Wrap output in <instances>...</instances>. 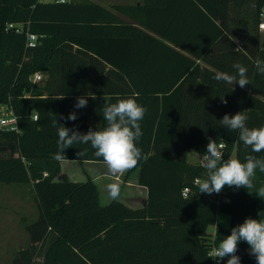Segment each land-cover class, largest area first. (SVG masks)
I'll return each instance as SVG.
<instances>
[{
  "label": "trees",
  "instance_id": "obj_1",
  "mask_svg": "<svg viewBox=\"0 0 264 264\" xmlns=\"http://www.w3.org/2000/svg\"><path fill=\"white\" fill-rule=\"evenodd\" d=\"M263 8L264 0L114 6L133 21L127 23L90 1L0 0V105L12 107L19 127L0 129V184L30 185L39 211L26 226L32 244L10 264H38L40 256L42 264H214L209 251L233 227L248 217L264 220V198L255 195L264 173L257 169L254 189L225 186L198 196L194 181L207 170L189 161L193 150L206 154L209 138L224 145L225 160L264 158L220 123L225 114L245 111L247 127L264 126V74L255 66L264 60ZM28 33L37 36L34 47ZM236 62L247 67L251 84L214 79L217 72L235 75ZM36 73L43 75L39 82ZM80 96L88 103L76 109ZM126 98L147 110L137 146L148 159L127 171L128 179L139 169V185L147 189L140 208L119 199L102 206L93 179L61 174L63 160L103 162L90 143L55 158L54 121L80 133L102 130L105 104ZM74 111L75 121L65 119ZM185 187L193 191L189 197ZM221 213L228 227L218 225ZM236 254L240 264H256L246 242Z\"/></svg>",
  "mask_w": 264,
  "mask_h": 264
},
{
  "label": "clouds",
  "instance_id": "obj_2",
  "mask_svg": "<svg viewBox=\"0 0 264 264\" xmlns=\"http://www.w3.org/2000/svg\"><path fill=\"white\" fill-rule=\"evenodd\" d=\"M256 68L260 74H264V60L257 59ZM235 75L217 72L214 79L228 84H238L241 88L251 84L248 79L246 66L239 62L233 64ZM92 99L93 95L88 94ZM222 102L227 103L223 98ZM88 99L85 96L77 97L74 108L80 109L87 106ZM146 108L137 103L134 98L118 99L115 103H106L103 108V118L106 122L102 130H91L87 133L69 129L57 120L53 126L58 127V152L57 160L65 158V150L76 143L89 144L95 150L96 157H102L104 164L112 175H123L135 168L141 159L147 160L148 156L137 146V141L143 135L140 121L143 120ZM63 118V117H62ZM77 113L74 111L65 119L75 121ZM248 117L245 111L234 115L225 114L220 120L223 128L230 131H238L239 140L253 153L264 152V126L249 128L246 126ZM223 144L209 138L206 154L203 156L204 167L207 170L206 178H196L194 183L198 187V193L219 194L225 186L254 189V179L257 169L264 173V158L248 155L245 162L239 159H223ZM77 155H85L78 152ZM109 197L112 200L120 198L121 186L118 183L107 185ZM249 194H252L248 191ZM260 198H264V186L256 189ZM246 242L249 246V254L255 257L256 264H264V220L246 218L242 224L233 227L231 234L224 237L218 247L209 254L213 260L230 257L227 264H240L241 258L236 254L240 242Z\"/></svg>",
  "mask_w": 264,
  "mask_h": 264
},
{
  "label": "rangeland",
  "instance_id": "obj_3",
  "mask_svg": "<svg viewBox=\"0 0 264 264\" xmlns=\"http://www.w3.org/2000/svg\"><path fill=\"white\" fill-rule=\"evenodd\" d=\"M204 150V148L193 150L189 155V161L201 163L205 155ZM62 167L71 179L77 182L86 181L89 175L96 176L97 171L107 168L104 162L77 161L63 162ZM134 178L131 174L127 179V173H124L114 179L122 186L126 179L128 183H133ZM38 214V206L30 185L21 187L17 184H0V264L12 263L20 252L30 247L32 243L26 226L35 221ZM229 223V216L224 213L219 214L220 227H228ZM214 229L212 226L211 231ZM41 258V256L35 257L38 264H42Z\"/></svg>",
  "mask_w": 264,
  "mask_h": 264
},
{
  "label": "crops",
  "instance_id": "obj_4",
  "mask_svg": "<svg viewBox=\"0 0 264 264\" xmlns=\"http://www.w3.org/2000/svg\"><path fill=\"white\" fill-rule=\"evenodd\" d=\"M42 2L48 3L52 2L54 0L48 1V0H41ZM70 1V0H68ZM77 2L81 1H90L97 3L101 6H104L108 9H111L114 14H116L122 21L127 23H133L131 19H129L126 15H123L122 13H119L114 9V6L118 5H142L143 0H74ZM199 62V61H198ZM205 66V65H203ZM208 69L211 71L217 72L212 66L206 65ZM110 68V67H108ZM63 162H71L63 160L61 161V174L67 175L69 180L75 181L71 179L70 175L63 169L62 164ZM73 162V161H72ZM90 162V161H87ZM85 163V162H84ZM86 170V169H85ZM87 173V172H85ZM127 173V172H126ZM125 173V174H126ZM133 176L135 177L133 180V183H128L127 179L125 183L121 186V192H120V198L119 200L126 204L127 206L131 208H140L143 207L147 201V189L141 185H139V169L134 171ZM119 175V174H117ZM117 175H112L107 168L100 169L97 171L96 176L89 175L88 178L93 179V181L96 183L98 190H99V196H100V203L102 206H106L110 204L113 200L109 197L108 191H107V185L110 183H116ZM126 176V175H125ZM124 176V178H125ZM115 178V179H114ZM77 182V181H75ZM131 184V185H129ZM126 188V189H125ZM104 200V201H103Z\"/></svg>",
  "mask_w": 264,
  "mask_h": 264
},
{
  "label": "built area",
  "instance_id": "obj_5",
  "mask_svg": "<svg viewBox=\"0 0 264 264\" xmlns=\"http://www.w3.org/2000/svg\"><path fill=\"white\" fill-rule=\"evenodd\" d=\"M59 2H67L68 0H57ZM261 23L259 24V29L264 32V8L262 9V13H261ZM9 27H13V24H9ZM36 40H37V36L33 33H28L27 35V45L29 47H34L36 45ZM43 79V75L41 73H36L33 77V81L34 82H39ZM34 120L37 119V116L34 115L33 116ZM0 129H4L7 131H15V132H19V127H18V121L17 118L14 114V111L12 109V107L10 105H0ZM201 164H204V161L202 160ZM193 193L192 189L189 187H185L183 189V196L184 197H189L191 194ZM195 193V192H194ZM198 196H202L203 193H196ZM214 230L211 231V235L212 237H214L215 234V230H216V225L214 226ZM216 247L211 248V250L209 251V254L213 251V249ZM230 257H224L222 260L221 259H217V260H213L214 264H222L227 262V260Z\"/></svg>",
  "mask_w": 264,
  "mask_h": 264
}]
</instances>
